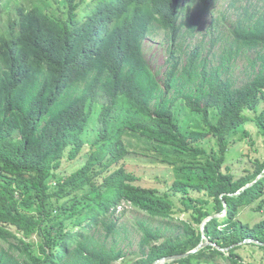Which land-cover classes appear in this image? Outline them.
<instances>
[{"label": "trees", "instance_id": "16d2710c", "mask_svg": "<svg viewBox=\"0 0 264 264\" xmlns=\"http://www.w3.org/2000/svg\"><path fill=\"white\" fill-rule=\"evenodd\" d=\"M218 1L64 0L61 17L33 3L4 22L0 264H114L124 254L106 239L119 232L114 217L123 203L150 218L173 220L184 212L191 217L165 239L159 228L143 226V258L134 264H245L238 251L246 246L260 250L264 259V220L253 226L236 220L240 207L264 195V176L258 180L264 161L256 160L246 177L222 171L226 139L248 121L247 111L256 113L264 136V0L255 5L248 0L229 38L212 40L213 46L224 42L217 67L210 68L209 55L203 57V42L192 49L186 44L185 50V42L179 45L182 38L195 37ZM155 29L169 39L163 83L143 51ZM251 51L256 52L251 80L239 88L231 79L222 80L224 67ZM178 99L202 115L206 131L182 132L174 115ZM99 105L95 150L52 190L50 180L62 159L73 162L82 154V134ZM211 109L217 110L215 122ZM125 129L184 153L207 155L203 171L176 186L204 196L183 198L186 210H177L168 197L136 184L133 173L117 166L127 154ZM208 137L218 142L211 152L199 145ZM55 210L58 217L52 216Z\"/></svg>", "mask_w": 264, "mask_h": 264}, {"label": "rangeland", "instance_id": "374dc122", "mask_svg": "<svg viewBox=\"0 0 264 264\" xmlns=\"http://www.w3.org/2000/svg\"><path fill=\"white\" fill-rule=\"evenodd\" d=\"M256 2L257 0H252V4L255 5ZM33 3H39L35 5L43 12H45L44 8L46 7L48 13L57 17L62 16L61 12L66 6L64 0H0V8L5 9V11H0L2 12V15H0V31H3L6 20L8 22L17 17V9L20 6L30 8ZM247 5L248 0H219L209 15L205 17L195 37H184L179 45L185 42L183 44V49L185 50L184 45L186 44L190 43L192 49L203 42L205 50L203 57L209 55L211 60L210 68L217 67L221 63L220 57L224 42L213 46L212 40L219 39L218 36L222 35L224 39H228L230 26L237 21L238 16L243 13V9ZM168 47V37L163 31L158 29L153 30L151 36L146 39L143 46L145 58L162 83L168 67ZM176 52L178 56L180 54L185 56L179 49ZM255 58L256 52L254 51L242 52L235 62L224 67L225 73L222 74V80L231 79L237 88L244 86L252 78L251 62ZM100 111L101 106L99 105L82 134L84 149L80 157L73 162L65 157L62 159L60 168L54 171L55 176L50 180L52 190H57L58 186L56 184L59 179H64L80 170L85 165L91 152L95 150V147H93L94 143L100 136V124L98 123ZM246 114L249 117L248 121L233 131L226 139L228 150L222 171L224 173H231L236 178L252 174L256 169V160L264 161V136L255 124L256 113L247 111ZM174 115L175 120L184 133L206 131L208 129L203 123L202 115L192 111L183 99H178L174 106ZM216 119L217 110L211 109L210 121L215 122ZM122 141L127 154L117 166H123L127 172L133 173L137 178L136 184L154 189L160 196L168 197L175 203V209L177 210H186L182 202L183 198L191 197L196 200L204 196L203 192L195 188L189 187V193L186 194L182 188L178 189L176 186H178V183L189 181L192 176H196L202 172L201 166L206 162L207 155L184 153L181 150L152 141L128 129L124 130ZM199 145L208 152L218 148V142L213 137L206 138ZM68 152L69 150H67L66 156ZM110 158L111 155H108L107 160ZM263 176L264 174L258 180ZM225 215L226 212L220 214L219 218L222 220ZM52 216L58 217V211L55 210ZM114 218L119 219V232L116 236L106 239V243L109 246L115 244L117 250H122L124 254L123 258L114 264H134L143 258L140 247L143 226L147 225L159 228L164 234L163 237L165 239L169 235L179 232L177 225L180 224L181 220L191 221L189 212L180 213L173 220L157 219L150 218L145 212L125 203L117 209ZM236 220L250 226L263 221L264 195L250 205L240 207ZM37 241L38 238L35 236L33 242ZM205 241L207 244L209 243L207 238H205ZM238 254L245 264H264V259L261 258L262 252L258 249L246 246L239 250ZM164 263L161 262L160 264ZM219 264L228 263L219 260Z\"/></svg>", "mask_w": 264, "mask_h": 264}, {"label": "water", "instance_id": "95a60500", "mask_svg": "<svg viewBox=\"0 0 264 264\" xmlns=\"http://www.w3.org/2000/svg\"><path fill=\"white\" fill-rule=\"evenodd\" d=\"M191 253H194V251L193 252H191ZM178 257H173V258H171L172 260H174V259H177Z\"/></svg>", "mask_w": 264, "mask_h": 264}]
</instances>
